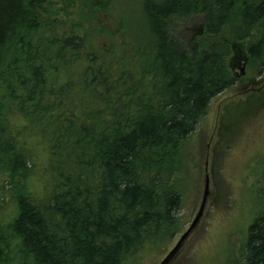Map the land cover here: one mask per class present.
<instances>
[{
  "label": "trees",
  "instance_id": "16d2710c",
  "mask_svg": "<svg viewBox=\"0 0 264 264\" xmlns=\"http://www.w3.org/2000/svg\"><path fill=\"white\" fill-rule=\"evenodd\" d=\"M92 4L0 0V264H123L166 247L184 227L179 149L237 83L222 39L235 20L264 72V0L146 1L120 52L89 30L110 0ZM188 17L210 43L171 41L169 21ZM244 244L242 264H264V213Z\"/></svg>",
  "mask_w": 264,
  "mask_h": 264
},
{
  "label": "rangeland",
  "instance_id": "374dc122",
  "mask_svg": "<svg viewBox=\"0 0 264 264\" xmlns=\"http://www.w3.org/2000/svg\"><path fill=\"white\" fill-rule=\"evenodd\" d=\"M104 1L92 0L89 6L94 10ZM146 1L157 0H110L105 15L111 20L96 9L89 30L106 35L105 44L120 52L121 24L138 18ZM78 9L79 3L72 12L78 13ZM238 22L222 33V39L233 47L227 65L237 84L212 100L196 132L179 149L181 167L175 189L182 194L179 216L184 227L166 247L126 255L123 264L164 261L198 215L207 177L210 195L204 215L171 264H242L249 228L264 213V72H258L245 43L236 40ZM169 28L171 41L181 48H189L195 41L201 46L212 41L205 35L200 17L173 18ZM2 185L0 179V189Z\"/></svg>",
  "mask_w": 264,
  "mask_h": 264
},
{
  "label": "water",
  "instance_id": "95a60500",
  "mask_svg": "<svg viewBox=\"0 0 264 264\" xmlns=\"http://www.w3.org/2000/svg\"><path fill=\"white\" fill-rule=\"evenodd\" d=\"M210 195L209 191V178H206V188L205 193L203 197V201L199 210L198 215L196 216L193 223L190 225L189 229L181 236L180 240L178 241L177 245L174 247V249L167 255V257L164 259V261L161 264H171V262L177 257V255L180 253L181 249L183 248L185 242L189 239V237L193 234V232L198 227L206 208L207 200Z\"/></svg>",
  "mask_w": 264,
  "mask_h": 264
},
{
  "label": "flooded vegetation",
  "instance_id": "af4514ba",
  "mask_svg": "<svg viewBox=\"0 0 264 264\" xmlns=\"http://www.w3.org/2000/svg\"><path fill=\"white\" fill-rule=\"evenodd\" d=\"M237 84V83H236ZM236 86V85H235Z\"/></svg>",
  "mask_w": 264,
  "mask_h": 264
}]
</instances>
